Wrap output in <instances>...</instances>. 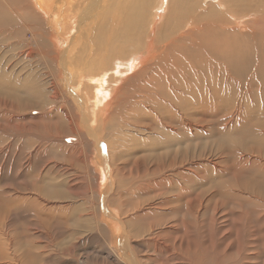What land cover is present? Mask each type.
Listing matches in <instances>:
<instances>
[{
  "label": "rangeland",
  "instance_id": "obj_1",
  "mask_svg": "<svg viewBox=\"0 0 264 264\" xmlns=\"http://www.w3.org/2000/svg\"><path fill=\"white\" fill-rule=\"evenodd\" d=\"M151 9L148 13L150 18L155 11L154 8ZM11 26L6 28L8 32L0 28V33L12 32L14 37H18L10 36L6 38L10 42L6 39L0 42V58L8 54L6 51L12 54L19 63L16 69L20 72L21 78L29 76L26 83L32 86L31 92L33 89L36 90L32 92V96L37 100L31 99L28 106L12 99L6 100L10 109L14 106V109H11L13 112L8 110L7 116L5 114L2 118L0 117V128L3 127L4 132L0 131V254L4 257L0 260V264H20L21 262L7 260L8 256L21 257L22 253L25 256V253L28 254V249L38 256L36 259L27 258L28 260L23 261L24 264H114L106 257L109 251L106 245L114 243L115 237L111 232V229L115 230L114 225L109 219L106 221L104 218L105 221H101L99 209H95L108 182L102 174L104 166L99 165L96 149L91 141L83 137L80 139L71 130L70 124L62 113L63 105L61 101L59 102L60 87L53 86L60 75L54 66L50 69L48 60L40 55L45 48H47L46 52L50 49L51 54H56L57 51L51 41H46V46L43 43L38 44L42 42V39L36 43L33 42L31 33L19 23ZM73 33V31L70 33L68 40ZM50 38L52 39V36L48 39ZM16 42L19 45H15ZM58 45L65 48L68 43H62V40L58 39ZM27 49H30L27 51L29 56L25 57L22 52ZM130 55V58L109 63L112 70L107 72L108 75H113L119 80L129 75L127 70L124 73L122 71L132 59L138 61L141 53ZM139 65L137 68L140 67ZM73 75L75 76L74 70ZM248 76H233L234 91L232 92L235 97L232 98L231 103L232 105L244 104L243 109L248 111L247 114L250 116H241L242 118L233 116L230 125L228 124L229 129L223 127L225 123H222L219 118L210 123L206 117H199V122L194 123L196 128L193 127L192 133L185 129L180 132L181 135L176 134L171 131V127H179L178 122L175 123L179 118L167 111L163 113V116H166L170 123L166 120L167 124H163L162 127L158 124V120L153 124L148 117L134 121L128 118L129 116L122 118L118 128L122 134H127L125 132L127 131L128 134L131 133V136L126 135L123 140L121 138L118 142H114L113 154L115 155L117 151L124 156L114 164L123 162L121 172L125 175L124 182L118 190L120 194L106 201L107 210H113L111 216L119 219L122 215L127 228L130 222L132 227L140 224L146 229L153 224L156 228L154 232L155 230L161 232H155L156 234L152 237L162 236L166 244H172L171 252L178 250L186 255L187 243L182 242L179 245V240L181 238L186 240L185 233H191V230H194L200 237L194 244H189L190 249L195 245L211 244L212 251L216 249L222 252L227 247L222 256L227 264H250L251 262L264 264V100L262 98L264 80L261 81L259 76L255 78ZM129 77L122 80L121 85L128 83ZM243 79L249 82V91ZM239 80L241 82L238 83ZM84 81L85 77L82 76L76 84L69 83L71 94L82 99L87 98L83 97L85 95L83 94ZM34 85H36L35 88ZM145 89L146 92L153 90L147 84H141L136 89V94L143 95ZM223 89L228 93L229 89ZM132 92L133 90L129 87L127 93L130 95ZM248 92L255 95L252 96ZM86 93L91 99L90 92ZM1 98L3 97L0 95ZM142 103L141 107L145 109H147L146 105L149 107L151 105V101ZM175 103L176 101L171 100L170 104L177 105ZM90 104L91 100L87 106H83L82 112L85 115V109L88 111ZM191 104L195 102L191 101ZM125 106V110L131 108V102H126ZM70 111L76 113L73 109ZM193 114H196L195 111L188 115L189 119L197 118ZM238 118L240 121H236ZM147 124L150 126L149 129ZM136 126L140 129L138 134L135 132ZM75 127L78 126L75 125ZM187 131L189 133L186 134ZM169 133L174 138L172 144H167V140H170ZM134 137L136 140L140 138L147 141L140 146L133 141ZM157 143L163 146L155 147ZM105 146V144L101 145L105 152L104 158L110 151V148ZM80 156L84 160L83 163L79 160ZM153 167L166 173L177 169L182 172L183 180L187 185L190 186L193 183L197 187L194 196L203 200L197 213L186 210L187 206L184 204L182 212L177 214L165 212L164 209L157 210L161 203L155 204L149 212H140L146 208H139L145 197L133 195L130 185L139 180L140 183L151 180L153 173L146 174ZM120 179L123 178L120 177ZM123 193L125 194L124 202L121 199ZM148 193L153 195L151 191ZM188 195L191 194L188 193ZM155 201L154 199L151 203L154 204ZM163 206L165 208L169 205L165 203ZM96 218L99 224L93 221V219L96 221ZM129 218L133 219L129 221ZM177 218L191 223L174 225L172 232L164 235L169 222ZM240 226H243L244 232L242 239L238 237ZM215 228H219L217 233ZM119 229L115 231V235L119 234ZM216 238H222V240L216 242ZM150 247L147 243L148 250ZM200 251L203 254L202 260L203 256H207L204 264H214L212 255L208 256L202 250ZM142 252L146 253V250L140 247V253ZM149 253L150 255L146 254L149 256L146 264H157V261L160 264H179L183 261V258L166 260L169 254L167 252L150 251ZM254 254L258 255L257 259L251 258ZM216 255L221 260L220 255ZM197 258L200 257L196 255L195 260ZM152 260L157 261L152 262ZM218 264H222V261Z\"/></svg>",
  "mask_w": 264,
  "mask_h": 264
},
{
  "label": "bare ground",
  "instance_id": "obj_2",
  "mask_svg": "<svg viewBox=\"0 0 264 264\" xmlns=\"http://www.w3.org/2000/svg\"><path fill=\"white\" fill-rule=\"evenodd\" d=\"M151 8L155 10L152 18L148 16ZM15 23H19L31 33L33 42L36 43L42 39V42L38 44L43 43L46 46V41H51L53 44L57 51L56 54H51L50 49L46 52L47 48H45L40 55L48 60L49 68L53 69L54 66L60 75L59 80H55L53 86L60 87L59 102L61 101L63 105L62 113L70 124L71 130L80 139L83 137L91 141L96 149L99 165L104 166L102 174L108 182L107 185L105 184L103 195L99 197L100 200L96 203L95 209H99L101 221L109 219L115 229H111L112 236L115 238L114 243L106 245L109 250L107 254L105 253L106 257L114 264H146L149 261L147 258L150 255L149 252L153 251L169 253L166 258L169 261L183 258L182 262L177 261L179 264H204L207 256H203V261L201 257L203 254L200 251L202 250L204 254L212 255L214 264L221 261L222 264H227L222 258L227 247L222 252L216 249L212 251L211 244L195 245L192 249L189 248V244H194L200 237L194 230H191V233H185L186 240L183 238L179 240V245L182 242L187 243V254L184 255L178 250L171 252L172 244H166L162 236L152 237L161 232L155 230V233L156 228L153 224L146 229L140 224L132 227L130 222L127 228L122 215L121 219L110 215L113 210H107L106 201L120 194L118 190L124 182L125 175L121 172L123 162L114 164L124 156L117 151L114 155L113 146L115 141L118 142L121 138L123 140L126 135L131 136V133L128 134L127 131H125L127 134H122L119 130L118 123L123 117L129 116L128 118L133 121L148 117L153 124L158 120V124L162 127L168 121L167 117L163 116V113L167 111L179 118V120L175 119L177 121L173 119L175 123L178 122L179 130L171 127V131L181 135L180 132L185 129L192 133L193 127L196 128L194 123L199 122V117H206L210 123L219 118L222 123H225L223 127L229 129L233 116L242 118L241 116L249 115L248 111L243 109L244 104L239 103L241 101L237 99L239 101L237 105L231 103L232 98L235 97L232 92L233 76L249 77L250 75L254 78L259 76L261 81L264 80V0H0V28L6 31L7 27L15 26ZM72 31L74 33L68 40ZM11 34L12 32L0 33V42L7 37H12L13 34ZM50 36L52 39H48ZM58 39H61L62 43H68V46L61 48L58 45ZM15 45H19L18 42ZM29 50L22 52L25 57L29 56L27 53ZM6 52L8 54H4L3 59L0 58V95L3 97L0 99L1 118L5 114L7 116L8 110L14 109L13 105H10L13 106L11 109L9 108L6 100L19 101L27 106L31 99L37 100L32 96V92L36 90L33 89L31 92L32 86L26 83L29 76L21 78L20 72L16 69L19 63L12 54ZM133 53H141L140 59L138 61L132 59L125 66L122 72L127 70L129 73L127 76L130 77L128 83L121 85L122 80L127 76L119 80L113 75H108L107 72L112 70L109 63H116V60L122 58H130V54ZM138 65L139 68H137ZM115 66L118 68L117 65ZM73 70L75 76H72ZM82 76L85 77L83 82V94H85L83 97H87L84 98L85 100L71 94L68 85L69 83L76 84ZM248 83L245 80L244 84L249 91ZM141 84H147L153 90L146 92L145 89L143 95H137L136 89ZM129 87L134 92L130 95L127 93ZM223 88L230 91L228 90L227 93ZM86 92H90L91 99L88 98ZM262 98L264 100V94ZM89 100L91 104L88 111L85 109V115L82 109L83 106H87V103L89 104ZM171 100L176 101L177 105L170 104ZM112 101H114L113 104ZM129 101L131 108L125 110V104ZM143 101H151L150 107L147 105V109L141 107ZM191 101L195 104L190 105ZM72 109L76 113H72L70 111ZM194 111L196 114L193 115L197 118L189 119L188 115ZM239 118L236 121H240ZM75 125L78 127L76 128ZM137 126L135 132L138 134L140 129ZM2 128L0 131L3 132ZM147 128L149 129L150 126ZM169 135L170 140H167V144L174 141L172 134L169 133ZM133 141L141 146L147 140L140 138L136 140L134 137ZM102 144L110 148L106 158H104L105 152L102 150ZM159 145L163 146L157 143L155 147ZM81 156L79 160L83 163ZM158 169L153 167L148 170L146 175L153 173L151 180H144L143 183L139 180L130 185L134 192L133 195L145 197L139 208L146 207L144 209L147 210L143 209L140 212H149L155 204L161 203L156 208L157 210L164 209L165 212L177 214L182 212L184 204L187 206L186 210L197 213L203 202L194 196L197 187L193 183L190 186L187 185L183 180L182 172L177 169L170 170L169 173ZM175 170L176 172H173ZM109 173L111 177L108 178ZM176 178L178 179L175 180ZM149 191L153 195H150ZM124 195L123 193L121 196L123 202L125 201ZM154 199L156 201L152 204L151 201ZM162 203L169 206L164 208ZM131 219L133 218L128 220ZM93 221L99 224L97 218V222L94 219ZM170 222L164 235L172 232L174 225L191 223L182 218ZM117 229H119V234L115 235ZM215 229L217 233L219 228ZM243 234V226H240L238 237L242 239ZM222 238H216L215 241H221ZM147 243L151 246L150 250L147 248ZM139 246L145 249L146 253H140ZM27 253L25 256L22 253L21 257L8 256L7 260L24 264L23 261L25 262L27 258L36 259L38 256L32 254L31 249H28ZM216 254L220 255L221 260ZM196 255L200 258L195 260ZM257 257V254L251 256L252 259H257ZM3 259L4 257L0 254V260ZM155 261L157 260H152V262ZM250 264H256V262Z\"/></svg>",
  "mask_w": 264,
  "mask_h": 264
}]
</instances>
